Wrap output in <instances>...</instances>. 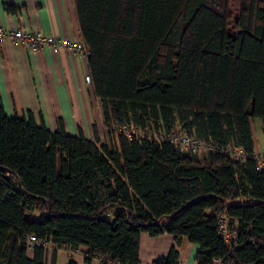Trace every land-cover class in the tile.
Instances as JSON below:
<instances>
[{
  "label": "trees",
  "instance_id": "obj_1",
  "mask_svg": "<svg viewBox=\"0 0 264 264\" xmlns=\"http://www.w3.org/2000/svg\"><path fill=\"white\" fill-rule=\"evenodd\" d=\"M233 2L74 0L106 139L0 106V264H56L61 248L66 264L81 248L84 264H139L141 232L173 237L149 264H178L183 239L198 245L196 264H264L251 127L264 120V0ZM130 124L137 133L119 130ZM178 131L215 148L181 151L168 139ZM223 211L235 245L217 234Z\"/></svg>",
  "mask_w": 264,
  "mask_h": 264
},
{
  "label": "crops",
  "instance_id": "obj_2",
  "mask_svg": "<svg viewBox=\"0 0 264 264\" xmlns=\"http://www.w3.org/2000/svg\"><path fill=\"white\" fill-rule=\"evenodd\" d=\"M17 6L15 13L6 5ZM0 26L39 30L62 40H82L74 0H0ZM89 75L88 58L50 48L32 52L28 47L0 42V106L10 117L27 118L34 115L37 123L43 120L50 130L58 129V119L71 135L104 142L101 104L94 94ZM255 151L264 155V120H251ZM173 243L168 234L150 236L141 232L138 242L139 264L166 257ZM198 245L183 239L178 264H196ZM68 249L56 251V264H66ZM83 248L74 254L78 264L83 262Z\"/></svg>",
  "mask_w": 264,
  "mask_h": 264
},
{
  "label": "built area",
  "instance_id": "obj_3",
  "mask_svg": "<svg viewBox=\"0 0 264 264\" xmlns=\"http://www.w3.org/2000/svg\"><path fill=\"white\" fill-rule=\"evenodd\" d=\"M9 41L18 46L28 47L32 52H36L44 47L50 48L54 53L60 51H67L78 56H88V48L82 40L72 41L69 39H60L58 37L45 34L42 31H27L20 28H4L0 26V42ZM86 81L91 82L89 75L86 76ZM119 130L131 135L137 133V129L133 126L122 125ZM172 143L177 145L181 151H209L215 147L211 143H204L196 137L189 136L186 133L182 137H177L176 134L168 138ZM234 160L241 161L244 158V151L241 148L226 147L223 149ZM255 158L258 162V168L264 170V156L255 154ZM217 234L226 244H237V233L232 227L233 220L225 211L216 215ZM37 239L34 236L28 237V244L37 243ZM46 246L45 243H43ZM96 261V260H95ZM102 261H105L104 259ZM100 261V262H102ZM97 264V261L96 263ZM117 264V263H116ZM212 264H239L233 261L226 260L224 258H214Z\"/></svg>",
  "mask_w": 264,
  "mask_h": 264
},
{
  "label": "rangeland",
  "instance_id": "obj_4",
  "mask_svg": "<svg viewBox=\"0 0 264 264\" xmlns=\"http://www.w3.org/2000/svg\"><path fill=\"white\" fill-rule=\"evenodd\" d=\"M239 7V0H234V2H233V7L231 8L234 12L237 10V8ZM130 125H133V124H130ZM130 125H126V126H130ZM263 133H264V131H263ZM176 134V136L177 137H182L183 135H184V132H182V131H178V132H176V133H174V135ZM256 154H260V155H262L260 152H256ZM264 156V155H263ZM77 253V252H76ZM75 253V254H76ZM83 258V257H82ZM95 263H96V261H95Z\"/></svg>",
  "mask_w": 264,
  "mask_h": 264
}]
</instances>
